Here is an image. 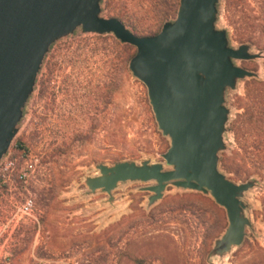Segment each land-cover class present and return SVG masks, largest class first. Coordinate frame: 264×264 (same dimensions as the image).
I'll return each instance as SVG.
<instances>
[{
    "label": "rangeland",
    "instance_id": "374dc122",
    "mask_svg": "<svg viewBox=\"0 0 264 264\" xmlns=\"http://www.w3.org/2000/svg\"><path fill=\"white\" fill-rule=\"evenodd\" d=\"M106 1L101 3L102 15L114 17ZM175 2L165 23L177 17L180 0ZM128 8L132 19L144 28L154 23L160 10L154 11L143 0H129ZM126 25L133 30V25ZM217 27L228 30L224 10L220 13L219 9ZM229 39L231 46L241 45ZM250 45L252 53L262 56L236 60V64L264 79V51ZM123 46L114 34L78 28L48 51L5 155L10 159L0 171L9 160L15 162L10 171L17 189L10 192L4 186L0 190V220L8 223L0 239V264H198L201 253L205 252L206 261L225 233L226 210L203 192L169 185L164 197L149 205L152 193L143 188L155 185L154 181L120 183L112 192L113 202L106 192L89 190L86 178L99 174L97 165L165 164L163 154L170 147V139L159 129L147 87L134 76L130 62L123 69ZM130 46L133 53L136 48ZM243 81L227 91L229 122L241 111L231 101L243 94ZM104 90L105 113L100 107ZM89 104L86 116L82 108ZM225 142L227 148L220 158L234 148L228 132ZM23 168L30 175L26 184L18 181ZM222 171L237 183L257 181L243 197L252 223L247 238L254 247L238 253L235 247L207 262L241 264L255 256L258 246L264 247V184L255 176L237 177ZM23 195L34 198L35 212L16 221L13 203Z\"/></svg>",
    "mask_w": 264,
    "mask_h": 264
},
{
    "label": "water",
    "instance_id": "95a60500",
    "mask_svg": "<svg viewBox=\"0 0 264 264\" xmlns=\"http://www.w3.org/2000/svg\"><path fill=\"white\" fill-rule=\"evenodd\" d=\"M102 0H0V162L7 154L35 89L52 44L82 28L114 34L136 48L130 70L145 84L162 134L170 139L164 163L122 161L99 164L86 178L91 192L110 195L127 181L156 182L149 205L161 200L169 185L209 194L226 210L228 227L208 254L222 256L241 247L252 225L243 197L257 181L237 183L220 169L227 148L231 110L229 89L258 77L237 65L262 56L243 43L231 46L227 29L217 27L220 0H180L177 17L154 35H138L117 17L102 15Z\"/></svg>",
    "mask_w": 264,
    "mask_h": 264
},
{
    "label": "trees",
    "instance_id": "16d2710c",
    "mask_svg": "<svg viewBox=\"0 0 264 264\" xmlns=\"http://www.w3.org/2000/svg\"><path fill=\"white\" fill-rule=\"evenodd\" d=\"M159 13L150 27L144 28L136 24L129 14V0L106 1V8L111 15L120 18L125 23L133 25V30L145 35H154L161 30L175 0H143ZM220 13L224 10L228 21V35L232 40L250 43L264 51V0H220ZM128 44H124L121 63L126 70L131 58ZM132 47V46H130ZM244 91L236 95L231 105L239 110L230 120L227 132L234 138V148L230 155L225 154L220 159V167L227 173L237 177L255 176L264 184V79L249 78L243 81ZM203 221V220H202ZM204 222V221H203ZM203 226V223H200ZM247 247H254L250 238L238 248L237 253ZM198 264H208L205 252L201 253ZM241 264H264V247L258 246L255 256Z\"/></svg>",
    "mask_w": 264,
    "mask_h": 264
},
{
    "label": "built area",
    "instance_id": "2783aa9c",
    "mask_svg": "<svg viewBox=\"0 0 264 264\" xmlns=\"http://www.w3.org/2000/svg\"><path fill=\"white\" fill-rule=\"evenodd\" d=\"M10 159V156L6 157L5 156L2 158L0 162V171H2V166L5 164V160ZM15 162L13 160H9L7 162L3 172H0V190L4 187L7 186L8 190L12 192L13 190L17 189L16 187V180L13 178V174L11 171L14 170ZM11 170V171H10ZM29 172L23 168L19 170L18 173V181L22 183H27L29 180ZM15 184V185H14ZM14 206V218L16 221H20L24 218L30 217L34 214L35 212V200L31 195H23L22 199L20 201H15L13 203ZM8 223L2 222L0 220V227L2 230L0 231V239H2V232L7 228Z\"/></svg>",
    "mask_w": 264,
    "mask_h": 264
},
{
    "label": "flooded vegetation",
    "instance_id": "af4514ba",
    "mask_svg": "<svg viewBox=\"0 0 264 264\" xmlns=\"http://www.w3.org/2000/svg\"><path fill=\"white\" fill-rule=\"evenodd\" d=\"M100 107H101V110L105 113L106 107H107L106 91L105 90L100 94ZM82 109L84 110V114L86 116H88V114L90 113V110H91V106L89 104V106L83 107ZM87 120L89 122V117Z\"/></svg>",
    "mask_w": 264,
    "mask_h": 264
}]
</instances>
